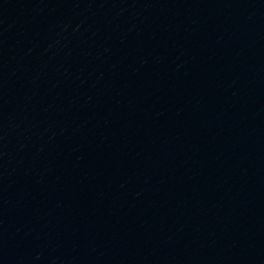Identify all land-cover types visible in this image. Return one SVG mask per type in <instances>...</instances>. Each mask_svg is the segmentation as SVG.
I'll return each instance as SVG.
<instances>
[{
    "label": "water",
    "instance_id": "1",
    "mask_svg": "<svg viewBox=\"0 0 264 264\" xmlns=\"http://www.w3.org/2000/svg\"><path fill=\"white\" fill-rule=\"evenodd\" d=\"M0 264H264V0H0Z\"/></svg>",
    "mask_w": 264,
    "mask_h": 264
}]
</instances>
